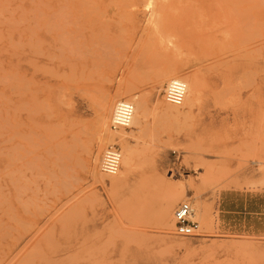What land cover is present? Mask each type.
I'll return each mask as SVG.
<instances>
[{"label":"rangeland","instance_id":"1","mask_svg":"<svg viewBox=\"0 0 264 264\" xmlns=\"http://www.w3.org/2000/svg\"><path fill=\"white\" fill-rule=\"evenodd\" d=\"M263 53L264 0H0V264H264Z\"/></svg>","mask_w":264,"mask_h":264},{"label":"built area","instance_id":"2","mask_svg":"<svg viewBox=\"0 0 264 264\" xmlns=\"http://www.w3.org/2000/svg\"><path fill=\"white\" fill-rule=\"evenodd\" d=\"M264 59V53H263ZM187 91V84L183 78L170 79L164 89L165 97L172 103H181ZM135 105L132 100L120 99L115 104L111 118V127L118 129L128 127L132 121ZM122 150L118 144H110L103 151L101 169L108 173L116 172L121 164ZM193 207L189 199L181 200L174 209L175 232L181 235H194L200 223L192 216Z\"/></svg>","mask_w":264,"mask_h":264},{"label":"bare ground","instance_id":"3","mask_svg":"<svg viewBox=\"0 0 264 264\" xmlns=\"http://www.w3.org/2000/svg\"><path fill=\"white\" fill-rule=\"evenodd\" d=\"M196 81H197V79H196ZM186 84H187V94H185L186 95V98H185V100L187 99V100H190V101H193L194 99H193V96H194V91L196 90V91H198V87H197V82H196V84H195V81H194V79H192V80H187V82H186ZM195 85H196V87H195ZM195 89V90H194ZM195 91V92H196ZM197 93V92H196ZM165 95V94H164ZM121 97V96H120ZM196 97V96H195ZM196 99V98H195ZM170 102V101H169ZM182 102H184V100L182 101ZM182 102L181 103H172V102H170V103H172V104H176V106H181L182 105ZM137 106H136V109L134 110L135 111V113L133 114V118H132V121H131V123H130V125L129 126H132V128L134 129V130H137V131H139V132H142L145 128H147L146 127V114H145V111H144V105L142 104V103H140V102H137V103H135ZM179 104H181V105H179ZM109 105H110V101L109 100H107L106 101V103L104 104V107H103V109L101 110V115H102V117H101V125L102 126H105L106 125V123H107V118H108V111H109ZM189 108H190V106H189ZM168 112H173V107L170 109V110H168ZM112 129L113 130H115V131H117V130H121V129H126V127H121V128H118V129H114L113 127H112ZM126 133H124L123 132V134H122V141H124V144H125V149H126V156H125V158L123 159V161H122V164H123V166L124 167H126V168H128L130 165H131V162H132V159H133V155H134V152H133V150H132V147L130 146V144H129V141H128V135H125ZM140 134H142V133H140ZM124 148V147H123ZM121 160H122V157H121ZM120 166H121V164H120ZM120 168V167H119ZM119 171V169L116 171V172H113V173H108L109 175H113V174H116L117 172ZM115 176V175H114ZM111 177V181H110V184L111 185H117V184H119V182H120V180H119V178H115V177ZM113 178V179H112ZM115 178V179H114ZM193 207V206H192ZM193 211H194V208H193ZM193 213V212H192Z\"/></svg>","mask_w":264,"mask_h":264}]
</instances>
